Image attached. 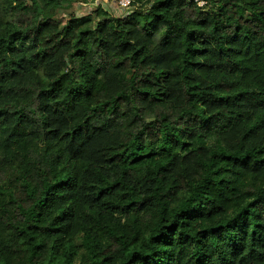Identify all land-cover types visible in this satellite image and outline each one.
Here are the masks:
<instances>
[{"label": "trees", "instance_id": "1", "mask_svg": "<svg viewBox=\"0 0 264 264\" xmlns=\"http://www.w3.org/2000/svg\"><path fill=\"white\" fill-rule=\"evenodd\" d=\"M205 1L0 0V264H264V0Z\"/></svg>", "mask_w": 264, "mask_h": 264}, {"label": "rangeland", "instance_id": "2", "mask_svg": "<svg viewBox=\"0 0 264 264\" xmlns=\"http://www.w3.org/2000/svg\"><path fill=\"white\" fill-rule=\"evenodd\" d=\"M98 5H101L100 7H105L106 9H109L110 10L109 13L113 15L122 16L124 14H127V12H123L116 8L118 7L116 0H97V1L88 0V3H86L85 5L76 4L68 10L65 9L63 10L60 8L59 12L62 18V22L65 23L69 13H76L77 15L85 14V13L87 14L92 12L96 7H99ZM112 7H114V9H112Z\"/></svg>", "mask_w": 264, "mask_h": 264}, {"label": "built area", "instance_id": "3", "mask_svg": "<svg viewBox=\"0 0 264 264\" xmlns=\"http://www.w3.org/2000/svg\"><path fill=\"white\" fill-rule=\"evenodd\" d=\"M117 1V9L127 12L130 5H131V0H116ZM200 7H204L206 5L205 0H195ZM105 8V7H104Z\"/></svg>", "mask_w": 264, "mask_h": 264}, {"label": "crops", "instance_id": "4", "mask_svg": "<svg viewBox=\"0 0 264 264\" xmlns=\"http://www.w3.org/2000/svg\"><path fill=\"white\" fill-rule=\"evenodd\" d=\"M112 9H114V7H112Z\"/></svg>", "mask_w": 264, "mask_h": 264}]
</instances>
